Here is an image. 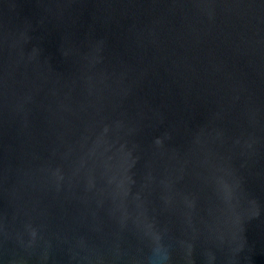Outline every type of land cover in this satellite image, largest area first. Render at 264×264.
Returning a JSON list of instances; mask_svg holds the SVG:
<instances>
[{
    "label": "water",
    "instance_id": "obj_1",
    "mask_svg": "<svg viewBox=\"0 0 264 264\" xmlns=\"http://www.w3.org/2000/svg\"><path fill=\"white\" fill-rule=\"evenodd\" d=\"M0 264H264V0H0Z\"/></svg>",
    "mask_w": 264,
    "mask_h": 264
},
{
    "label": "clouds",
    "instance_id": "obj_2",
    "mask_svg": "<svg viewBox=\"0 0 264 264\" xmlns=\"http://www.w3.org/2000/svg\"><path fill=\"white\" fill-rule=\"evenodd\" d=\"M161 259H163V258H161Z\"/></svg>",
    "mask_w": 264,
    "mask_h": 264
}]
</instances>
